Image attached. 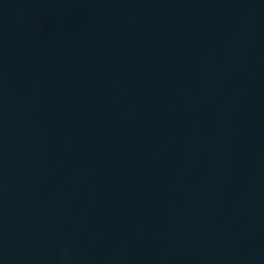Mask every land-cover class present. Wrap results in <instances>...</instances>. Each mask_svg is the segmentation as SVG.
<instances>
[{
	"label": "water",
	"instance_id": "1",
	"mask_svg": "<svg viewBox=\"0 0 264 264\" xmlns=\"http://www.w3.org/2000/svg\"><path fill=\"white\" fill-rule=\"evenodd\" d=\"M0 264H264V0H0Z\"/></svg>",
	"mask_w": 264,
	"mask_h": 264
}]
</instances>
